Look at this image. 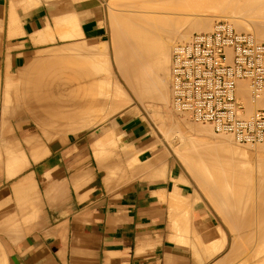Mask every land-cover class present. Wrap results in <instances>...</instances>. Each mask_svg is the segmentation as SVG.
Instances as JSON below:
<instances>
[{"label": "crops", "instance_id": "crops-1", "mask_svg": "<svg viewBox=\"0 0 264 264\" xmlns=\"http://www.w3.org/2000/svg\"><path fill=\"white\" fill-rule=\"evenodd\" d=\"M108 3L125 1L0 0V147L17 143L18 136L24 142L22 151L11 150L0 160L7 178L21 172L8 185L0 178L2 264H225L238 248L226 255L218 243H209L220 234L204 193L176 166L163 172L161 156L137 117L112 123L129 143L113 138L108 125L99 130L131 164L115 177L108 174L111 164H95L85 155L96 142L41 145L35 133L21 132L24 125L44 131L54 123L59 133L76 134L97 121L90 112L102 106L105 115L114 112L112 93L104 98L95 85L99 71L112 78L108 63L97 70L80 60L33 64L60 43L108 40ZM25 81L22 96L15 87L13 97L10 85ZM242 255L237 264H243Z\"/></svg>", "mask_w": 264, "mask_h": 264}, {"label": "rangeland", "instance_id": "rangeland-1", "mask_svg": "<svg viewBox=\"0 0 264 264\" xmlns=\"http://www.w3.org/2000/svg\"><path fill=\"white\" fill-rule=\"evenodd\" d=\"M123 1H125V4H123V5L111 4V3L107 4L108 5V14H109V16H106V19H107V23H108V26H109V29H110V34H109V39L108 40H106L104 42H99V43H88V42H85V41L77 42V43H67V44L66 43H60V44L51 46L50 48H47V49L43 50V52L41 54H39L38 56H36V58L33 60V62H34L33 64L38 67L39 65L47 64V63H51V64L52 63H54V64L55 63H63V64H66V63H69V62L72 63V62H74L76 60H80L81 62H86L87 64L94 63V68L97 70L96 67H97L98 64L102 65V66L103 65L105 66L108 63V65L110 67L112 78H107L106 74L104 72L102 73V72L99 71L97 73V77H96V81H95V85H96V89H97L96 92L98 91V94H99L100 93L99 90L103 89L104 90V98H105L107 95H109V93L113 94V92L116 90V88L119 87L117 89H122V90L124 89V91H126V93L129 95V98L131 99L130 100L131 102H129L127 104V106H124L123 108H120L119 110L114 111V112H112L109 115H105V113H106L105 112V107H103V106L100 107V110H98V111L90 112L89 118L93 117L97 121L94 122V123H91L88 127H84V128L79 129L76 132V134L65 133V132H62V131L59 133L58 126L56 127L54 125V123H50V124L46 125L44 131L36 130L35 126L32 125V124L24 125L21 128V132H23V135H29V134L35 133L37 135V137H38V141H39L38 143L41 144V145H46L49 142L59 141V140L60 141L61 140H70V141H80V142H96L97 144L95 146H98V147L94 148V149H91V148L90 149H84L83 151H84L85 155L87 157H92L93 162L95 164H97L98 161L105 162V163L108 162L109 164H111L112 165V171H108L109 172L108 174L110 176H112V177L113 176L115 177V176L119 175L120 173H124L125 169L129 168L130 167L129 165H131V164H128L127 160L125 159V157L123 155L124 151L121 149V147L112 144L111 142L107 141L104 137L102 138V136L99 135V130H100V128L102 126L108 125V126L111 127L112 131L114 132L113 138H116V139L120 138L122 140L124 139L127 143H129L128 140L125 138V136L122 135V133L120 132V128H119L118 124L116 123V125H113L112 123H113L114 120L115 121L116 120L121 121L120 117H122V118L137 117L138 119H140L146 125V128L148 130V138L152 142V146L156 147V149L153 150V151H157V153L160 154V156H161V158H160V160L158 162H159V167L161 166L163 172L165 173L172 166H176L178 171L188 174V177L191 180L188 181L187 183L192 185V187L200 189L204 193L205 198H206V200L208 201V203L210 205L211 213H212V215L215 218V222L218 224V227L221 229L223 237H225L224 244L222 246V249H220L219 252H221L222 254H226L227 255V254H229L231 252V249H233L231 247L233 245L236 246L238 244L237 242L240 243V244H238L237 248L242 246L241 243H244L246 246L243 245L244 247L243 248L241 247L242 250H239V251H243V249L245 248L243 252H246V250L248 249L247 250V251H249L248 253H245V254L243 253V255L245 257L242 256V258L244 257L243 260L245 261V259L247 260L248 258H250V255L255 250L253 248H257L259 246V244L257 242L258 241L257 234H254L251 237H249L250 240L248 241V243H245L244 242L245 240L242 239L243 232L239 231L237 228L235 229V227L233 226V223H231V224L228 223L226 221V219H224V217H223L224 213L221 212L220 210L222 208H225V207H226V209H229L228 203L235 204V202L237 200H240L241 202L242 201L243 202H249V203L252 204V207L254 208V211H255V212L253 211L254 224H258V219H257V217H258V209H259V207L261 205L262 197H264V195L262 194V192L259 189V186H260V183H261L262 179H260V177H258V175H257L258 172L256 171L255 174H253L251 176V179H249V180H252V182L249 181L251 184L248 182V180H245L250 185H252V190H249L247 188V189H245L242 192V194H240L239 192H229L227 194V196L222 195V192L219 193V195H222L223 197H219L215 193L212 194V191H210V190H212L211 187L209 188V186L207 185L208 180L204 179V178L202 180V178L200 177L201 175L194 174V170L192 169L191 165L187 163L186 156H183L184 154L189 153V140L188 139L191 136L194 135V131H192L190 129H192L193 127H198L199 125L203 126V123L193 122L187 116H184L182 114H178L176 111L174 112L173 109L170 106V96L168 98L169 100L165 103L166 107H164V111L163 110H161V111H159V110L157 111L156 110V112H155V110H153V109H155L157 107H155V108H153L154 106L153 107L152 106L148 107L149 103H147L146 101L144 102L142 100H141V102H143V103H141L140 100H138L133 95L131 90L125 84V82H124L125 80H123L124 78L121 76V74H119L120 72H118V67L116 66L117 64L115 63V53H114L115 52L114 51L115 48L114 47H116V46H114V44L117 41V39L120 40L119 36H122L123 34L120 35L121 34L120 33L121 30L119 29L118 33H120V34H119L118 38L116 39L115 36H114V31L116 29H118V28H121L120 24L123 25L122 28H124L125 24H123V21H121V19L125 20L126 17H124V16H126V15H128L130 13H132L131 16H133V13H135V14H138V17L139 16L149 17L148 15H150L152 13H153L152 16H155V14L157 16V14H159L158 11L160 12V14H159L160 16H161V14H162V16L164 14H165V16H173L172 13L175 12L174 13V17H176V18H177V15H178V17H181L182 15L185 17L187 15L189 17V20L191 19L189 21V23L194 22L195 21L194 18H196V21H197L198 19L202 18L203 15L205 14V16H207L206 20L209 18L208 20L210 21V24L209 23L208 24L211 27H212L213 23L216 20L224 19L225 16H227V17H225V19L227 20V18H228V21L231 22V18L234 19L233 18L234 16L235 17H238V16L241 17V15H242V16L245 17V19H243V20L246 21V19H249V20L250 19H255V17L252 18V16H254L255 14L253 12V15L249 16L248 12L251 13V11H248V12H244L245 15H243V13H242L243 11H240V13H242V14L237 12V14H238V16H237L234 13L236 11H239V10L235 9L236 11L234 10L233 13L232 12L230 13L229 7H228V13H227L226 12L227 10L224 9L225 7L223 8L225 10L224 11L222 9V7L219 6L220 5L219 4V0H218V3L215 0L216 4H214L213 6L210 4L211 5L210 7H209L208 4L210 2H212V1L210 0V2H209V0H208V3L205 1L206 5H207L206 6L207 9L204 10V11L202 9H203V3H205V2H203V3L201 2L203 0H199L202 4H200L196 0H192V2L194 1V3H192L195 6L194 8H197V10L196 9L194 10L193 7H192V9H193L192 11L193 12L191 11V9H189V8H191L188 5V4L191 3V1H190V3L188 2L189 0L188 1L187 0H183V2H185V3H183V5H185L187 7L186 10H185V8H183L185 11H183V9H182L183 5H182V7H180L181 5L179 7L177 6L178 4H176V3H180L181 2V1L179 2L178 0H175V1H177L176 3L174 2V0L173 1L172 0H167V1L163 0V2H161L162 0H158V2H157V0H150V1H153V3H155V4H153L152 2H151L152 4H149L150 1L148 3V0H147V3L144 2L145 0H143V3H139V0H138L139 4H137V0H135V1L134 0H130V1L129 0H123ZM164 1L166 3H164ZM186 1H187V4H186ZM140 2H142V1H140ZM170 2H171L172 5H173V2L176 5L174 4L175 6L172 8V5L168 4ZM213 3L214 2H212V4ZM143 4L145 6H143ZM157 4H158V6H157ZM180 4H182V2ZM161 5L163 6V8H162ZM170 5H171V7H170ZM200 5H202V6L200 7ZM143 7H147V9L143 8ZM204 8H205V6H204ZM220 8H221V10L224 11V13H223V11L220 10ZM232 8H234V7H232ZM157 9H159V10H157ZM168 9H169V11H168ZM180 9H182V10H180ZM230 10H231V8H230ZM139 11L140 12L143 11L142 14ZM144 11L147 12V14ZM195 11L196 12L199 11V12H197L198 15H197V13H195ZM154 12H155V14H154ZM169 13H171V14L170 15H166V14H169ZM191 15L192 16L194 15L195 17L192 18ZM210 15L212 17H210ZM231 15H232V17H231ZM122 16L124 17V19H123ZM152 16H150V17H152ZM197 16H199L198 19H197ZM205 16L202 19H205ZM246 16L251 17V18H247ZM136 17H137V15H136ZM188 17H186V20L188 19ZM115 18H117V19H115ZM125 21H124V23H125ZM118 22H120V24ZM187 22H188V20H187ZM115 27H116V29H115ZM250 30H247V31L248 32H252V34H254L253 31H252V28ZM239 31H241V30H239ZM118 33H116V34L118 35ZM122 33H124V32H122ZM190 35H189V38H190ZM114 38H115V42H114ZM255 39L257 40L256 37H255ZM175 41L176 42L172 43V46H174V44L179 43L180 40H175ZM182 41H184V40H182ZM260 41L264 42L263 40H259V42ZM108 79L109 80H114V82L112 84H108L107 85ZM169 84H170V82H169ZM15 85L11 84L10 87H9L10 90L12 91L13 97H14L13 93H14L15 87H18V90H19L18 94H19V96H22V91H23L24 88H26L28 83L25 81L23 83H18L16 86ZM117 85H119V86H117ZM168 88H169V85H168ZM3 89H4V83H2L1 80H0V99H1V96H2ZM168 91H169V89H168ZM104 101H105V99H104ZM12 104L13 103H11L10 105H12ZM127 109H130V110L127 112ZM168 111L170 112V114H172V116L174 115V117L167 116L169 118L172 117V119L170 118L171 121H169L170 119L168 121H166L167 117H166V120L164 121L163 119L165 117H162V116L163 115L165 116L166 112H168ZM10 112H11V110H9V113ZM157 112L159 114H156ZM161 112L163 113V115L160 116V117H162L163 119L162 118L161 119L158 118L159 116L157 117V115H161ZM153 113H154V115H153ZM183 117H185V118H183ZM84 119H85V116L78 117L74 121V123L75 124H80L81 122L84 121ZM185 119H186V121H185ZM172 120L175 121V122L170 124L171 122H173ZM187 121H189L188 123L192 122L193 124L191 123L189 125V124L185 123ZM18 122H24V120H21V121L19 120ZM166 123L168 125H172V126L168 127V126H166ZM179 124L181 125V127H183V128L180 127V130L182 131L180 134H178V132H177V129L179 128L177 125H179ZM184 124L185 125L187 124V127ZM161 125H162V127H161ZM165 128H167V129H165ZM161 129H163L164 131L161 130ZM213 135H214V132H213ZM213 135L211 136V134L209 135L208 133H204V134L200 135V138L202 140H216L218 134L216 136H213ZM222 135H225V134H222ZM180 136H183L184 142H181ZM220 136L218 135V137H220ZM21 140H22V138L20 136H18L16 138L17 143H11V144H8V145H6V144L5 145H1V147H0V160L5 158L6 155L9 153V151H11V150L12 151H18V150L22 151L21 144H22L23 140L22 141ZM233 141H235V140H233ZM235 144H236V142L234 143V145ZM237 146H239V143H237ZM240 146L244 147L245 150L248 149L249 152L250 151L252 152V156H251L250 159L252 161V166H254V168H256V160H257V156L258 155L257 156L255 155V154H257V153L254 152L255 151V149H254L255 146L252 145L253 146L252 147L250 145L247 146L245 144L244 145L240 144ZM255 148H257V147H255ZM134 154H136V151L134 150V148H132L130 155L134 156ZM136 164L137 165H143V163H139L138 161L133 162V165H136ZM3 165H4L3 163L0 164V178L2 177L4 179H6L7 183L5 185H8L12 180H15L20 175L21 172L18 173L17 175H15V176L11 177V178H7L6 175H5V169H4ZM147 167H148V164H147ZM210 180H211V184H213L214 186L222 184V180L219 179L218 177H215V178H212V179L209 178V181ZM236 182H238V181H236ZM206 185H207V187H206ZM225 198L227 199V201H221L220 204H218L217 199L220 201V200L225 199ZM230 226H233L234 228L233 227L231 228ZM254 228L258 231L257 227H254ZM254 228L252 229L254 231L253 233H256V230ZM240 235H241V238L239 237ZM244 235H245V233H244ZM245 239H247V238H245ZM236 240H237V242H235ZM259 240H261V239H259ZM250 241H251V243H250ZM252 241H256V242L254 243ZM231 242H232L233 245L231 244ZM261 242H263V241H261ZM252 243H254V244L257 243L258 245L257 244L254 245ZM229 245H231V246H229ZM250 245L251 246L254 245V247H251ZM260 245H262V244L260 243ZM229 248H231V249H229ZM241 248H239V249H241ZM249 248H251V249H249ZM246 254H247L248 257L246 256ZM239 255L240 254H238L236 256H233L234 258L229 257V259L225 262V264H237ZM261 255H263V253ZM261 255H260V257H261ZM2 258H3V251H2V248H1V245H0V264H2Z\"/></svg>", "mask_w": 264, "mask_h": 264}, {"label": "bare ground", "instance_id": "bare-ground-1", "mask_svg": "<svg viewBox=\"0 0 264 264\" xmlns=\"http://www.w3.org/2000/svg\"><path fill=\"white\" fill-rule=\"evenodd\" d=\"M140 1H142V2H140ZM149 1L150 0H148V3H149ZM178 1L179 2L181 1L182 4H180L181 2L176 3L177 1L174 0V2L176 4H178L177 5L178 7L180 5H181L180 7H182L183 3H185V2H183V0H178ZM187 1H186V4H187ZM190 1H191V3H190ZM196 1H198L200 4H202L205 1L208 3V0H203V1H201L202 3L199 0H196ZM211 1L214 3L212 4V2H210V0H209V2H210L208 4L209 7L211 5L213 6L214 4H216L215 0H211ZM216 1L218 3V0H216ZM144 2L147 3V0H145ZM151 2L153 3V1H150L149 4H152ZM157 2H158V0H157ZM161 2H163V0ZM171 2L168 4H171ZM174 2H173V5L171 4L172 8L176 5ZM188 2L190 3V4H188L189 7H191V8H189V7L188 8L191 9V11L193 9L197 10V8H194L195 6L192 4V3H194V1L192 2V0H189ZM206 2L203 3V9L201 8L203 11L207 9ZM139 3H143V0H139ZM139 3L137 0V4H139ZM164 3H166V2L164 1ZM153 4H155V3H153ZM219 4H220L219 6L222 7V9L225 7L224 9L227 10L226 11L227 13H228V7H229L230 13L231 12L233 13L235 9L239 10V11L235 10L236 12L234 14H236L237 16H238L237 12L240 13V11H243L242 12L243 15H245L244 12L251 11V13L248 12L249 16L250 15L252 16L253 12H254V14L256 16L254 15V16H252V18L255 17V19H250V20L246 19V21H245V20H243V19H245L244 16L241 15V17H239V16L235 17L233 15L234 19L231 18V22L230 21L229 22L232 26L234 25L233 27L238 31L243 30L245 32H248L247 30H250L252 28V31L254 34H252V32H250V33L254 36V38L256 37L257 41H259V40L264 41V1L263 0H219ZM171 5H170V7H171ZM143 6H145V5L143 4ZM157 6H158V4H157ZM184 6L185 5H183L182 9L185 8V10H186L187 7L186 6L184 7ZM201 6L202 5H200V7ZM204 6H205V8H204ZM192 7H193V9H192ZM232 7H234V8H232ZM143 8L147 9V7H143ZM162 8H163V6H162ZM230 8H231V10H230ZM169 9H168V11H169ZM182 9H180V10H182ZM157 10H159V9H157ZM185 10L183 9V11H185ZM220 10H221V8H220ZM223 10H221V11H223ZM224 11H223V13H224ZM142 12H140V13L142 14ZM197 12H199V11H197ZM197 12L195 11V13H197ZM145 13L147 14V12H145ZM158 13L160 14L159 11H158ZM174 13L175 12L172 13L173 16H165V14L163 16H162V14H161V16L159 14H157V16H156V14L154 12L155 16H152L153 13L152 14L149 13L150 14V15H148L149 17H142V16L138 17V14H135V13H133V16H131L132 13L128 14L129 16L125 14L126 16H124V15L123 16L126 17V19H125L126 21L121 19V21H123V24H125L124 28H122L123 25H121L120 22H118L120 24L121 28L117 27L118 29H116V27H115L116 32L114 31V36L116 39L118 38L120 33H121L120 35L123 34L122 36H119L120 40L117 39L116 42H115V38H114V42L116 44V45L114 44V46H116V47H114L115 48L114 49V51H115L114 52L115 53V63L117 64L116 66L118 67V72H120L119 74H121V76L124 78L123 80H125L124 82L127 85V87L131 90L133 95L138 100H140V102H141V100L144 102L146 101L147 103H149L148 107L149 106L150 107L154 106L153 108L157 107V108L153 109V110H155V112H156V110L157 111L158 110L164 111V107H166L165 103L169 100L168 99L169 96H170V106H171V92H170L169 82H170L171 53H172V49L174 47V46H172V43L176 42L175 40H180L179 42H181L182 40H184L182 42L188 41L190 39L189 35L192 34L193 31L194 32L195 31H197V32H199V31H210L212 29V27L209 25L210 24V21L208 20L209 18L206 20L207 16H205V14L203 15V17L205 16V19H202L203 17L198 19L199 16H197V19H198L197 21H196V18H194L195 21L192 23H189V21L191 19L189 20V17L187 15L185 17L182 15L181 17L182 18L184 17L182 19L181 17H178V15H177V18L174 17ZM242 13H240V14H242ZM170 14L171 13L166 14V15H170ZM136 15L138 18L136 17ZM197 15H198V13H197ZM150 16H152V17H150ZM124 17H123V19H124ZM186 17H188V19H187L188 22L186 20ZM193 17H195V16L193 15L192 18ZM210 17H212V16L210 15ZM225 17H227V16H225ZM225 17H224V19H225ZM231 17H232V15H231ZM246 17L251 18L248 16H246ZM115 19H117V18H115ZM227 20H228V18H227ZM124 21H125V23H124ZM119 29L121 30L120 33H118ZM122 32H124V33H122ZM116 33H118V35ZM168 85H169V88H168ZM238 85H239L241 93L243 94L244 102L248 105L246 88H245L244 84H242V82H239ZM117 86H119V85H117ZM117 88H119V87H117ZM117 88L112 94V104H113L112 109L114 111H117L120 108L127 106V104L129 102H131L130 101L131 99L129 98V95L126 93V91H124V89L122 90V89H117ZM168 89H169V91H168ZM141 103H143V102H141ZM129 110L130 109H127V112ZM173 111L175 112L174 109H173ZM168 112H166L165 116L161 112V115H157V117L159 116L158 118H160V119L162 117H165L164 119L162 118L165 121L167 116H172V114H170V112L169 113ZM156 114H159V113L157 112ZM153 115H154V113H153ZM160 116H162V117H160ZM172 117H174V115ZM172 117H170V118L172 119ZM170 118L167 117L166 121H168ZM183 118H185V117H183ZM171 119L169 121H171ZM186 119H185V121H186ZM174 122L175 121L171 122L170 124H172ZM188 122L189 121H187L185 123H187L189 125L192 123V122L191 123H188ZM167 123H166V126H168V127L172 126V125H168ZM180 124L177 125L179 127L177 129L178 134H180L182 132L180 130V127H181ZM187 124L186 125L184 124V125L187 127ZM161 127H162V125H161ZM181 128H183V127H181ZM165 129H167V128H165ZM161 130H163V129H161ZM190 130L194 131V135L188 139L189 140V153H186L183 156H186L187 163L191 165L192 169L194 170V174L201 175L200 177L202 178V180H203V178L208 180L207 185L209 186V188L211 187V189H212L210 191H212L215 194L217 193V191H219V192H222V195L227 196V194L229 192H239L240 194H242V192L247 188L249 190H252V185H250L251 183L249 182V181L252 182V180H249V179H251V176L253 174H255V172L257 171L258 177H260V179H262L260 186H259V189L262 192V194L264 195V150H263L264 149V143H259V144L254 145L255 147H257V148L254 147V149H255L254 152L257 153L255 155L256 156L258 155L257 160H256V168H254V166H252V161L250 159L252 156V152L250 151L251 152L250 153L248 149H247L248 151L245 150L244 147L240 146V143H239V146H237L238 142L233 138L232 135H230L228 133H217L219 136L221 135L220 137H218V135L215 132L213 135V132H212L213 130L211 129V126L210 125L208 126V124H204V123H203V126L199 125L198 127H193ZM204 133H208L209 135L211 134V136L217 135V138H216V140H202L200 138V135H202ZM222 134H225V135H222ZM180 140H181V142H184L183 136H180ZM233 140H235V141H233ZM232 141L234 143L236 142V144L234 145V143ZM245 145L248 146L249 144H245ZM250 146H252V145H250ZM215 177H218L219 179H221L222 184L217 185V186H214L213 184H211V180L209 181V178L212 179ZM245 180H248V182L250 184ZM236 181H238V182H236ZM207 185H206V187H207ZM218 199H217L218 204H220L221 201H227L226 198L222 199L220 201ZM180 202H182V201H180ZM228 205H229V209H226V207H225V208H222L220 211L224 213L223 217H224V219H226V221L228 223H230V224L233 223V226L235 227V229L237 228L239 231L243 232V235L242 234L241 235H242V239L245 240L244 242L248 243V241L250 240L249 237H251L254 234H257V238H258L257 242H258L260 247L258 246L257 248H253L255 250L250 255V258H248L247 260L245 259V261H243V264H264V245H263L264 244V197H262V202H261V205L258 209V217H257L258 224H254V216H253L254 208L252 207L251 203L243 202V201L241 202L240 200H237L235 202V204L228 203ZM182 210L184 211L185 209H182ZM186 218H188V217H186ZM233 226H230V227L232 228ZM254 227H257L258 231ZM253 228L256 230V233H253L254 232L252 230ZM216 232L218 233V235L220 234L219 238L218 239L213 238V239L209 240L210 242L209 241L208 242L210 244H213V242L214 243L216 242V244L217 243L219 244V247H222L224 244L225 237H223V234H222L221 229L219 227L217 228ZM244 233H245V235H244ZM241 235L239 236L240 238H241ZM245 238H247V239H245ZM259 239H261V240H259ZM195 240H196V238H195ZM261 241H263V242H261ZM235 242H237V240ZM252 242L255 243L256 241H252ZM237 243L240 244L239 242H237ZM250 243H251V241H250ZM254 243H252V244H254ZM260 243L263 246L260 245ZM231 244H232V242H231ZM238 244L236 245V247L238 246ZM256 244H254V245H256ZM241 245H242L241 247L243 248L244 247L243 245H245V244L241 243ZM254 245L253 246L250 245V246L254 247ZM229 246H231V245H229ZM233 246H232V248H233ZM219 247H218V250L220 251ZM241 247H239V248H241ZM242 248L239 250H242ZM229 249H231V248H229ZM244 249H243V251H244ZM249 249H251V248H249ZM237 250H236L237 253L234 252L235 254L233 253V255H235V256L238 254L242 255V253L245 254V253L249 252V251H247L248 249L246 250V252L240 251L242 253L238 252ZM231 251H232V249H231ZM262 253H263V255H261ZM233 255H232V257L231 256L230 257L234 258ZM260 255H261V257H260ZM242 256H244V255H242ZM246 256H247V254H246Z\"/></svg>", "mask_w": 264, "mask_h": 264}, {"label": "built area", "instance_id": "built-area-1", "mask_svg": "<svg viewBox=\"0 0 264 264\" xmlns=\"http://www.w3.org/2000/svg\"><path fill=\"white\" fill-rule=\"evenodd\" d=\"M170 92L178 114L228 133L240 144L264 143V42L228 20H216L210 31H195L174 45Z\"/></svg>", "mask_w": 264, "mask_h": 264}]
</instances>
